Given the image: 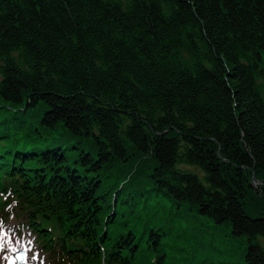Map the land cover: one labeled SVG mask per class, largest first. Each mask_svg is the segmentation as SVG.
<instances>
[{"label":"trees","instance_id":"obj_1","mask_svg":"<svg viewBox=\"0 0 264 264\" xmlns=\"http://www.w3.org/2000/svg\"><path fill=\"white\" fill-rule=\"evenodd\" d=\"M0 60V210L53 264H200L187 212L264 264V0H0Z\"/></svg>","mask_w":264,"mask_h":264},{"label":"rangeland","instance_id":"obj_2","mask_svg":"<svg viewBox=\"0 0 264 264\" xmlns=\"http://www.w3.org/2000/svg\"><path fill=\"white\" fill-rule=\"evenodd\" d=\"M1 63L0 60V65ZM262 183L263 181L253 175L251 185L255 190L260 189ZM187 214L191 218L178 221L177 226H172L168 241L176 245L186 244L189 250L184 248L181 252L195 256L196 260L202 259L200 264L205 260L211 261V264H246L241 256L247 246L243 238L230 234L229 227L216 229L209 219L188 212ZM260 240L264 242L263 237ZM194 242L197 247L193 245ZM19 250L24 251V257L28 256V264H53L51 256L38 244L35 234L10 203L0 210V264H8L10 257L15 259L16 264H26L25 260L18 262L15 257Z\"/></svg>","mask_w":264,"mask_h":264},{"label":"bare ground","instance_id":"obj_3","mask_svg":"<svg viewBox=\"0 0 264 264\" xmlns=\"http://www.w3.org/2000/svg\"><path fill=\"white\" fill-rule=\"evenodd\" d=\"M24 260L26 261V264L29 263V262H28V256H27V255H25ZM8 264H16V263H15V259H14L13 257H10V258L8 259Z\"/></svg>","mask_w":264,"mask_h":264},{"label":"water","instance_id":"obj_4","mask_svg":"<svg viewBox=\"0 0 264 264\" xmlns=\"http://www.w3.org/2000/svg\"><path fill=\"white\" fill-rule=\"evenodd\" d=\"M15 256L17 257V259L19 261H22L23 260V251L20 250V251L16 252Z\"/></svg>","mask_w":264,"mask_h":264}]
</instances>
